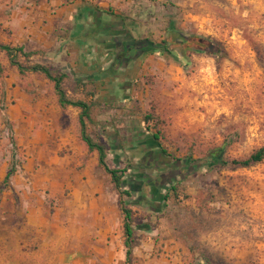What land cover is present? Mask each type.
Instances as JSON below:
<instances>
[{"label":"rangeland","instance_id":"rangeland-1","mask_svg":"<svg viewBox=\"0 0 264 264\" xmlns=\"http://www.w3.org/2000/svg\"><path fill=\"white\" fill-rule=\"evenodd\" d=\"M41 1L0 0V42L36 51L28 59L19 56L26 64L65 73L59 64L69 47L55 43L45 50L23 34L48 21L49 8ZM121 12L134 36L157 44L171 41V21L186 35L213 38L225 51L214 57L170 42L175 59L169 52L147 50L129 62L133 71L125 75L132 87L117 89L127 93L123 100H108L113 89L74 86L69 77L63 82L69 98L92 104L87 133L106 147L110 167L127 166V173L136 167V174L148 176L146 167L162 166L151 139L156 130L171 155L164 159L171 166L162 187L177 189L165 202L147 184L124 197L134 211L132 264L147 256L153 258L147 264H205L203 257L211 264H264V160L250 167L204 166L186 173L180 167L218 147H224V158L242 159L264 146V0H133ZM60 51L62 58L52 56ZM135 52L129 51L131 59ZM0 64V264H66L61 257L77 250L94 264H108L102 259L112 257L127 264L120 196L97 164L96 152L92 172L121 217L108 216L109 228L92 215L66 214L60 185L65 149L56 129L68 106H59L53 83L43 74H20L1 50ZM146 114L151 115L147 122ZM12 151L16 171L3 186ZM91 155L85 157L89 167ZM47 178L54 179L55 190L45 188ZM77 227L81 238L76 239ZM149 238L151 246H140Z\"/></svg>","mask_w":264,"mask_h":264},{"label":"crops","instance_id":"crops-1","mask_svg":"<svg viewBox=\"0 0 264 264\" xmlns=\"http://www.w3.org/2000/svg\"><path fill=\"white\" fill-rule=\"evenodd\" d=\"M132 2L133 0H43L41 4L43 3L45 7L49 8L48 21L44 23L45 26L42 29L40 26L29 27L27 33L23 32V34L26 35L28 42L33 40L45 50L55 43L69 47L65 58L60 57L62 56L61 51L54 52L52 56L56 57L59 54L58 56L62 58V62L58 63L59 67L67 72V78H71L74 86L84 85L113 89L108 93V100H123L128 98L127 93L118 94L120 91L117 89L132 87L130 80L125 75L126 71H133L132 66L130 67V60L135 62L147 50L154 52L149 49L140 51L139 44H136V47L131 45L132 41L142 39L131 33V24L121 12L128 6L131 7ZM140 13L141 11L137 9L138 17H140ZM22 28L25 29L24 26ZM57 28L61 29L64 35L59 34ZM134 48L137 51L133 54L135 57L131 59L129 51ZM87 102L90 101L87 100ZM78 114L79 108L68 106L62 125L56 129L61 136L59 146L65 149L62 157L66 165L65 175L60 185L67 206L66 214L71 216L74 215L72 212H75V215L80 216L92 215L98 221H106L108 227L111 228L112 220L109 223L107 217L113 215V220H115L121 215L115 214L116 207L107 200L108 196L106 197L103 183L92 172L91 167L95 162L93 152L96 151H89L80 138ZM36 141L37 139L34 137L33 142ZM88 154H92L90 167L89 158L85 161ZM43 182L45 188L55 190L54 179L47 178ZM112 198L115 199V197ZM91 205H97V208H92ZM72 206H75V209ZM144 230L147 233L150 228L146 227ZM64 232L69 235V230ZM78 232L81 231L77 227L73 236L76 239L81 238ZM95 241L98 242V240ZM93 242L90 241L89 245H94ZM141 244L140 246H151V239L143 240ZM77 246L81 247L82 245H74V247ZM122 259L112 257L102 259L101 262L122 264ZM152 259L147 256L145 260L141 261V264H147ZM61 261L66 264L95 263L92 257H83L78 250L70 257L62 256Z\"/></svg>","mask_w":264,"mask_h":264},{"label":"trees","instance_id":"trees-1","mask_svg":"<svg viewBox=\"0 0 264 264\" xmlns=\"http://www.w3.org/2000/svg\"><path fill=\"white\" fill-rule=\"evenodd\" d=\"M168 36L171 38V41L165 39L161 42V44L154 43L148 39H141L140 41H132L131 45L136 47V44H139V50L144 51L145 49L162 52L172 53L175 59H178L176 53H173L169 48L170 42L177 45H184V49H192L194 51H202L209 56L214 57H223L225 56V51L220 44V42L214 40L209 36L199 35V34H191L186 35L182 31H180L177 27H175L172 22L169 23L168 28ZM137 42V43H136ZM180 47V46H179ZM181 47L180 49H182ZM136 51L137 49L134 48ZM0 50L4 51L8 57L9 64L11 66H15L20 74H24L27 72L33 73H41L44 75L46 79L53 83L54 91L57 95V102L61 108H65L66 106H72L79 108L78 121L80 126V138L85 143L89 151L97 152V163L98 165L110 176L111 183L114 185L117 190L120 198H119V207L122 214V224H123V233H124V247H125V262L127 264H132L133 259V248L136 243L135 241V225H134V211L125 204L124 197H131L133 193L140 192L141 189H137L138 186L142 188L143 185H150L153 189L154 194H158L162 198V201H166L169 197V192H175L177 187L174 184L169 185V188L166 191H163L162 182L163 178L166 176L165 171L166 168L171 166V162H169L168 158H171V155L168 154L167 150L162 146L159 139V131H155L151 134V139L154 144V149L158 153L159 157H161L162 166L155 167L152 165L151 167H146V171L150 174L146 176V174H136L135 168L131 169L127 173L126 169H118L112 168L107 163V151L106 147L103 144L98 143L87 133V122L92 123L91 118V107L92 104L83 100H74L67 96L65 89L63 88V82L67 78L66 73L60 72L58 70H54L53 68L40 63L34 64H26L19 59V56L24 58H30L36 51H25L23 46H12L9 44H4L0 42ZM135 55H133V58ZM2 71V65L0 64V72ZM151 118V115H144V120L147 122ZM5 122H8L5 120ZM10 141L13 149L15 148L14 139L10 136ZM224 147H218L208 152V155L201 159L196 160L195 163H188L187 160L180 163V167L184 170V172H195L196 170L204 167V166H216V167H229V168H238V167H250L255 163L261 162L264 160V146L259 147L255 151H253L249 156L242 159L236 158H224L223 157ZM167 158L168 160H164ZM15 160V152L12 151L11 154V163L8 167L7 172L5 173L2 185L5 186L9 181L10 177L15 173L16 166L14 163ZM179 162V159H176ZM157 171V169H159ZM146 172V173H147ZM156 172V173H154ZM136 175L139 178H136ZM146 176V179H145ZM140 203H144L145 200L141 199ZM149 203V202H148ZM150 204V203H149ZM151 206V205H149ZM205 260V264H211L210 261L203 257Z\"/></svg>","mask_w":264,"mask_h":264}]
</instances>
